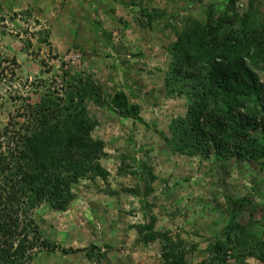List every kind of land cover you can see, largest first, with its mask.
<instances>
[{"label": "rangeland", "instance_id": "374dc122", "mask_svg": "<svg viewBox=\"0 0 264 264\" xmlns=\"http://www.w3.org/2000/svg\"><path fill=\"white\" fill-rule=\"evenodd\" d=\"M232 10L264 26V0H231ZM228 0H0V124L39 100L68 76L89 78L97 103L86 100L102 142L105 178L72 185L63 212L41 204L30 215L53 251H35L29 264H163L165 243H146L135 229L153 221L183 252L184 264H214L211 245L224 240L235 202L238 223L264 242V158L260 161L186 157L164 141L171 120L185 113L181 96H165L163 78L184 20L204 23ZM161 19L146 22L140 11ZM260 80L263 75L256 71ZM62 80V82H61ZM123 93L138 117L122 118L110 99ZM148 171L150 173H148ZM146 190H149L146 192ZM64 251V252H62ZM225 264H262L227 259Z\"/></svg>", "mask_w": 264, "mask_h": 264}, {"label": "trees", "instance_id": "16d2710c", "mask_svg": "<svg viewBox=\"0 0 264 264\" xmlns=\"http://www.w3.org/2000/svg\"><path fill=\"white\" fill-rule=\"evenodd\" d=\"M228 2L216 18L209 10L203 24L184 20L172 28L163 88L167 97L181 96L186 107L163 139L181 156L257 162L264 158V79L256 74L264 78V26L235 13ZM140 16L148 23L163 14L142 10ZM68 81L59 84L62 93L48 86L36 103L0 124V264H29L35 251H53L31 211L47 204L63 212L74 199L72 185L87 176L105 178L98 163L102 142L91 138L94 123L85 110L86 100L99 101L98 93L89 78L69 75ZM109 103L122 118L138 117L137 106L128 105L121 92ZM235 204L224 240L211 245L214 264L229 258L264 264V242L238 223L242 204ZM152 227L150 221L135 229L146 243L164 241L163 264H184L179 243Z\"/></svg>", "mask_w": 264, "mask_h": 264}]
</instances>
